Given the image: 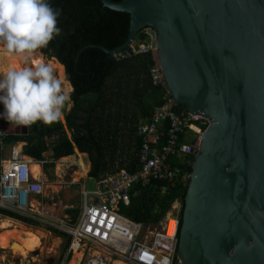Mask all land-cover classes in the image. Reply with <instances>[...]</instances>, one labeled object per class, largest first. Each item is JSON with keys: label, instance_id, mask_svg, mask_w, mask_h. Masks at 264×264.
I'll return each instance as SVG.
<instances>
[{"label": "water", "instance_id": "95a60500", "mask_svg": "<svg viewBox=\"0 0 264 264\" xmlns=\"http://www.w3.org/2000/svg\"><path fill=\"white\" fill-rule=\"evenodd\" d=\"M100 1L131 17L125 44L101 49L115 55L141 31L151 35L175 105L211 121L192 165L177 264H264V0Z\"/></svg>", "mask_w": 264, "mask_h": 264}, {"label": "trees", "instance_id": "16d2710c", "mask_svg": "<svg viewBox=\"0 0 264 264\" xmlns=\"http://www.w3.org/2000/svg\"><path fill=\"white\" fill-rule=\"evenodd\" d=\"M52 3L61 10L59 27L63 31L42 54L65 67L67 80L74 88L71 93L73 108L65 116L72 139L66 135L65 125L60 120L50 126L37 122L28 136H8L5 141L9 144L26 142L24 154L37 161L46 160L45 154L50 150L54 160H59L73 156L78 149L89 156L92 164L89 177L100 180L108 170L107 159L110 153L116 152L119 135L125 127L136 152L119 170L134 171L141 148L139 125L152 116L154 108L163 100V91L153 87L150 79V69L158 62L157 56L147 52L121 62L101 49L113 51L125 44L131 26L129 14L108 9L100 0H52ZM138 36L137 43L148 37L143 31ZM175 110L182 113L184 108L176 107ZM195 128L201 132L206 127ZM76 130H81L82 134L77 136ZM56 133L62 134V139L49 146L48 138ZM194 160L192 157V165ZM176 164L180 166L178 161ZM192 165H182L183 172L192 174ZM49 167L53 168L54 164L47 163L44 170ZM189 184L190 180L179 179L173 184L136 185L130 204L121 205L120 212L136 223L157 225L178 201L182 205V222ZM79 213V209L66 212L73 221ZM0 215L29 227L38 225L3 208H0ZM58 237L67 239L70 245L66 233L59 232Z\"/></svg>", "mask_w": 264, "mask_h": 264}, {"label": "built area", "instance_id": "2783aa9c", "mask_svg": "<svg viewBox=\"0 0 264 264\" xmlns=\"http://www.w3.org/2000/svg\"><path fill=\"white\" fill-rule=\"evenodd\" d=\"M147 35L134 47L113 56L122 62L151 52L156 58L154 39ZM150 79L152 86L160 88L164 95L162 104L156 106L152 116L139 125L141 148L137 154L136 169L120 170L98 182L94 191L83 189L76 221L61 214L58 209L51 215L54 222L51 224L71 239L61 264H68L78 252L82 254L78 264L178 263L180 202L177 201L157 225L136 223L121 214L120 208L123 204H130L136 185L149 186L153 182L173 184L179 179L185 182L190 180L191 174L183 172L182 165H192L191 158L195 157L211 121L204 114L176 112L177 106L168 91L159 61L150 69ZM195 126L206 128L200 132ZM6 137L5 124L0 120L1 152L5 149ZM1 156L0 208L35 222H48L46 217L50 216V207L43 202L46 182L34 178L32 164L19 147L12 146L9 157ZM177 161L180 166L176 164ZM47 163L48 160L38 161L42 169Z\"/></svg>", "mask_w": 264, "mask_h": 264}, {"label": "clouds", "instance_id": "9594fccd", "mask_svg": "<svg viewBox=\"0 0 264 264\" xmlns=\"http://www.w3.org/2000/svg\"><path fill=\"white\" fill-rule=\"evenodd\" d=\"M52 0H0V52L19 63L0 70V120L13 127L50 126L71 106L70 82L46 59H34L62 35Z\"/></svg>", "mask_w": 264, "mask_h": 264}, {"label": "rangeland", "instance_id": "374dc122", "mask_svg": "<svg viewBox=\"0 0 264 264\" xmlns=\"http://www.w3.org/2000/svg\"><path fill=\"white\" fill-rule=\"evenodd\" d=\"M42 55V53H38L35 57ZM1 56L2 52H0V57ZM42 57L49 61L52 60L44 55ZM1 59L2 57L0 58V70L3 69ZM71 108L72 104L65 110L64 118L61 120L62 122L65 121V116ZM31 127L32 126H30V129ZM124 128L119 135L116 152L110 153L107 159L109 163L108 170L103 173L104 176L100 177V180L88 178V173L86 176H83V169L80 166V161L83 160L88 166L90 159L87 154L80 153L79 150L76 149L73 158L69 160H65L63 158L54 160L53 152L48 151L45 154V158L50 163H53L54 167H49L45 171L47 185L43 202L49 205V207H58L64 210L79 209L80 197L78 193L83 189V186L87 191H94L98 182L107 177L110 178L115 173H118L120 171L119 169H121L135 154V145L133 142H130L128 132L126 131V128ZM65 133L67 136L71 134L66 130V128ZM68 216L71 218L70 214H68ZM3 219L4 217L0 215V223L3 222ZM46 221L48 222H38L36 227H28L17 221H10V223L14 226L23 227L35 232H42L44 234L42 247L36 252L30 253L26 258L14 254V252L10 249H0V264H61L65 251L69 245L68 240L63 237H58V233L63 232L59 231L51 224L54 223L53 219H51V215L46 217ZM77 254H79V252L74 255L73 259L68 264L74 260Z\"/></svg>", "mask_w": 264, "mask_h": 264}, {"label": "bare ground", "instance_id": "6f19581e", "mask_svg": "<svg viewBox=\"0 0 264 264\" xmlns=\"http://www.w3.org/2000/svg\"><path fill=\"white\" fill-rule=\"evenodd\" d=\"M42 56L34 57V59H44ZM1 57V65L3 66L2 70H6L9 66L19 63L18 58L11 55H6L3 52ZM50 62L53 64L59 75L64 77L65 67L61 65L56 59H52ZM80 166L83 169V176H85L87 174L88 167L83 160L80 161ZM34 169L38 175L40 168L35 166ZM55 212L56 209L54 207L48 208V213H50V215H54ZM43 237L44 234L42 232H35L23 227H17L12 225L9 221H3L0 223V249H10L14 252V254L23 256L25 258L28 257L30 253L42 247ZM81 257V253L77 254L70 264H78V261L81 259Z\"/></svg>", "mask_w": 264, "mask_h": 264}, {"label": "crops", "instance_id": "0c3cea01", "mask_svg": "<svg viewBox=\"0 0 264 264\" xmlns=\"http://www.w3.org/2000/svg\"><path fill=\"white\" fill-rule=\"evenodd\" d=\"M65 75H66V73H65ZM70 88H73L72 87V85H71V83H70ZM72 93V92H71ZM72 108H73V104H72ZM71 108V109H72ZM3 108H2V106H0V110H2ZM71 111V110H70ZM69 111V112H70ZM68 112V113H69ZM3 123L5 124V129H6V127L7 126H11V125H9V124H7L5 121H3ZM63 123H64V125H65V128H66V130L67 131H69L68 130V128L66 127V120L65 121H63ZM30 132H31V129H30V127H29V133H28V135L30 134ZM70 132V131H69ZM71 133V132H70ZM69 133V134H70ZM28 135H26V136H28ZM8 136H13V137H20V136H25V135H7V137ZM69 139H72V134H70L69 136ZM51 140V141H50ZM52 140L53 139H51V136L48 138V145L50 146L51 144H53V142H52ZM12 146H17V147H19L23 152H24V149H25V147L27 146V143L26 142H18V143H12V144H9V143H6V141H5V149L3 150V152H1L2 153V155H3V157L4 158H7V157H9V152H10V148L12 147ZM76 150V149H75ZM50 151H52V150H50ZM53 152V151H52ZM25 155V154H24ZM0 156H1V154H0ZM2 157V156H1ZM2 157V158H3ZM25 157L27 158V160L32 164V166H31V168H32V171H33V173H34V178L35 179H38V180H42V181H45L46 182V185H47V180H46V176H45V168L44 169H42L41 167H40V165L38 164V161L37 160H35V159H33V158H31V157H28L27 155H25ZM70 158H73V156H69V157H64L63 159H65V160H69ZM46 159V158H45ZM35 166H38L39 168H40V172L38 173V175H37V172L36 171H34L35 169H34V167ZM87 166V165H86ZM88 167V171H87V173H88V175H87V177L88 178H90L89 177V173L91 172V170H92V164H91V162L89 163V165L87 166ZM85 175V176H86ZM83 189H85V187L83 186ZM82 189V190H83ZM81 190V191H82ZM86 190V189H85ZM81 191L78 193L79 194V197H80V199H81V196H80V194H81ZM38 200L40 199V197L39 198H37ZM42 200V199H41ZM80 203H81V200H80ZM58 210H60L61 211V214H64L65 216L66 215H68V214H66V212L68 211V209H60V208H58V207H56ZM72 208H74V207H72ZM2 216V215H1ZM2 217H4V216H2ZM3 221H16V220H14V219H10V218H7V217H4V219H3ZM18 222V221H17ZM21 223V222H20ZM38 223V222H37ZM23 224V223H22ZM27 226V225H26ZM29 227V226H28ZM70 243H71V239H70ZM69 246L70 245H68V248H69ZM67 248V249H68ZM67 249H66V251H67ZM38 250V249H37ZM36 250V251H37ZM36 251H34V252H36ZM66 251H65V253H66ZM34 252H32V253H34ZM76 254V253H75ZM74 254V255H75ZM74 255H73V257H74ZM73 257L70 259V261L73 259ZM79 262V261H78Z\"/></svg>", "mask_w": 264, "mask_h": 264}, {"label": "flooded vegetation", "instance_id": "af4514ba", "mask_svg": "<svg viewBox=\"0 0 264 264\" xmlns=\"http://www.w3.org/2000/svg\"><path fill=\"white\" fill-rule=\"evenodd\" d=\"M51 139L53 144H55L57 141H60L62 139V134L56 133L55 135H51Z\"/></svg>", "mask_w": 264, "mask_h": 264}]
</instances>
